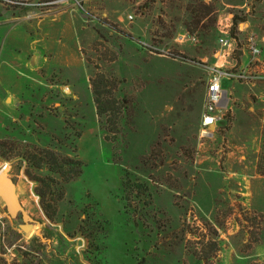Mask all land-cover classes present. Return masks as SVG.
Returning a JSON list of instances; mask_svg holds the SVG:
<instances>
[{"label": "rangeland", "instance_id": "obj_1", "mask_svg": "<svg viewBox=\"0 0 264 264\" xmlns=\"http://www.w3.org/2000/svg\"><path fill=\"white\" fill-rule=\"evenodd\" d=\"M57 1L63 0L7 4L12 14L33 7L27 8V21L20 22L25 16L20 12L13 24L0 28L32 30L36 20L57 17L42 24L55 41L50 45L60 46L54 76L46 75L45 91L29 85L13 136L6 133L5 118L0 119V142H12L14 149L9 161L0 158V171L5 165L12 169L33 215L56 241L54 248L67 264H264L263 51L248 69L252 78L232 85L234 113L227 122L212 135L203 134L201 125L213 70L241 73L240 66L250 61L251 36L261 48L264 30L248 35L246 25L264 28V1L224 0L236 6L227 9L221 0H212L217 24L213 16L203 24L215 26L214 40L203 39L195 29L187 12L190 0ZM229 14L232 24L235 15L246 22L231 32L241 45L224 58L219 40ZM193 36L197 43L189 40ZM219 58L224 65L214 67ZM98 98L119 110L115 135L108 132L110 113L98 116ZM46 151L59 160L79 161L83 174L74 178L77 166H69L56 175L28 160L34 155L38 161ZM213 154L206 172L248 174V204L239 195L244 186L237 183L231 185L233 197L215 193L200 208L192 202V188L184 193L191 203L164 191L173 189L177 178L200 172L201 161ZM135 184H145L148 191L130 193ZM38 194H46V203L54 206L52 220ZM0 264L66 261L49 256L46 247L35 249L0 208Z\"/></svg>", "mask_w": 264, "mask_h": 264}, {"label": "crops", "instance_id": "obj_2", "mask_svg": "<svg viewBox=\"0 0 264 264\" xmlns=\"http://www.w3.org/2000/svg\"><path fill=\"white\" fill-rule=\"evenodd\" d=\"M220 2L227 9L236 7L232 3L224 2V0H221ZM7 4L9 5L7 0H0V9L4 10L3 13L0 12V18L3 19L1 20L2 23H0V28L5 27L8 24H13L15 20H17V15L20 16V12L25 13L24 17H19L20 22L22 23L24 20H28L27 16L31 12L27 8L33 6L18 8V10H14V13L12 14V8ZM262 5H264V2ZM51 16H53V14L45 19L36 20V26L32 30H23L16 25L13 27H17L18 29L13 28L7 31L0 29V119L3 117L5 118L6 133L10 136H13L17 131L16 127L21 124L20 118L22 117L25 108L24 105L25 102L28 103L29 85H35L38 89L45 91L46 85L44 79L46 75L53 77L54 71L56 70L55 67L60 65V63L57 62L60 54V46L58 44V48H55V44L54 46H51V42L55 41H52L49 38V31L44 34L45 30L42 29V24L46 19H51L53 23L57 21V17L52 18ZM229 17H231V14H229ZM246 27L248 35H250L249 30L257 35L264 30L260 24L253 25L250 22L247 23ZM256 31L257 33H255ZM35 32L38 36L37 38H34ZM2 39H6L5 42L2 41ZM261 41L263 42V44L261 43V49L264 54V38H262ZM56 42L60 43L59 40ZM246 56L247 53L244 52L243 57ZM220 58H222V56H220ZM220 58L219 61L214 64V67H222L224 65L221 63L223 61ZM69 66L70 64L68 63L67 67ZM2 67L4 68L3 71H1ZM240 67L246 69L244 62ZM248 72L249 70L247 69L246 73ZM236 82L237 81H224V90H227L233 95L232 90L234 87L232 85L236 84ZM239 84H242V82H239ZM52 89L49 88V91L55 90L54 88ZM32 97L34 98L35 95ZM56 97L58 99L61 98L59 94ZM40 101H43L42 98ZM230 109L233 114L234 109L232 103ZM210 129L213 130L214 128L212 127ZM214 155L215 154L212 155L213 158L209 156L201 161L200 172L197 171L194 175L177 178L178 184L176 183V185L172 187L173 189L166 188L164 191L173 194L175 197L185 196L184 201L190 199L189 201L191 203V198L187 197L184 193L192 188L193 192L196 193L192 202L200 208L201 202L207 200L209 197H212L213 199L215 193H225V197H233L236 192H232L233 189H231V185L232 183H237L239 186H244L243 190L240 189V192L242 193H239V195L244 197L245 204H248V196H251V192H248V174L233 172L224 175L221 173L206 172L203 168L211 161H214ZM242 159L245 160L244 157ZM219 181H222L223 185L219 184ZM158 196L159 198L162 197V193H159ZM234 203L235 199L232 206H234ZM160 205L162 209L167 210L164 203Z\"/></svg>", "mask_w": 264, "mask_h": 264}, {"label": "trees", "instance_id": "obj_3", "mask_svg": "<svg viewBox=\"0 0 264 264\" xmlns=\"http://www.w3.org/2000/svg\"><path fill=\"white\" fill-rule=\"evenodd\" d=\"M9 5H15V6H21L29 3H33L36 0H7ZM190 5L187 8V12L189 13L190 19L192 20V23L197 30V28L200 29V33L203 39H209L214 40L217 34V29L215 26L213 28H208L203 24V22L208 19L209 17L213 16L214 18V24H217V15L218 12L215 7L211 4L212 0H210V4H205V0H190ZM240 22H246L245 18H240L238 16H234L233 18V28H232V35L235 34L236 30L238 29ZM186 28L190 34H194L193 30H190L186 23ZM95 87V86H94ZM98 91V92H97ZM96 94L101 95L99 92V87H95ZM124 101L123 103H125ZM96 103L98 105L97 111L98 116L102 118L103 116H107L108 113H110V116H107L106 122L108 125L111 126V129H109L110 134H116L118 133V120H119V110L110 109L109 107L103 106L102 101L98 98L96 99ZM79 137V135H78ZM107 141V140H106ZM13 143L12 142H0V158L9 161L11 159V156L7 155L8 152H13L14 149L12 148ZM77 148V146L75 147ZM10 154V153H9ZM42 156L38 161H36L37 157L34 155H29L28 160L34 163V166L38 169H42L44 166H48V168L51 169V171L56 175H63L64 169L69 166H77L76 170H73L72 173H74V178H80V176L83 174V168L80 169L79 166L82 165L79 161L75 162L72 160H59L57 156L53 153H50L49 151L44 152ZM27 159V158H24ZM40 182L41 180H36V182ZM136 190L139 194H144L146 191H148V188L145 184H135L132 187L129 188V192L133 193L132 191ZM39 198L41 199V207L46 215V217L49 220H52L54 217L55 212L52 211V206L49 202L46 203V194H38ZM130 197V196H129ZM129 200V199H127ZM34 248L37 250L43 249V244L40 242L39 239L33 241Z\"/></svg>", "mask_w": 264, "mask_h": 264}, {"label": "built area", "instance_id": "obj_4", "mask_svg": "<svg viewBox=\"0 0 264 264\" xmlns=\"http://www.w3.org/2000/svg\"><path fill=\"white\" fill-rule=\"evenodd\" d=\"M69 2L74 0H63L57 1L56 4H61L63 2ZM231 17L226 20L225 25H222L221 34L219 42L222 47V56L227 58L235 52L238 44V39L231 35V27H233L231 22ZM130 20H133V17H129ZM189 40L193 43H197L198 40L195 36L189 37ZM241 45V41L238 46ZM248 51L250 54V61L246 64V69L241 70L242 72L236 74V72H224L220 69L213 70V76L209 79L207 84V91L204 99L203 115H202V129L203 134L212 135L215 130H218L223 126L228 118L231 116V103L233 95L224 90V81H247L252 76H248L246 73L247 69L251 67L253 62L258 61L262 55V50L258 46L255 37L251 36L247 41ZM214 128L211 130L210 128Z\"/></svg>", "mask_w": 264, "mask_h": 264}, {"label": "water", "instance_id": "obj_5", "mask_svg": "<svg viewBox=\"0 0 264 264\" xmlns=\"http://www.w3.org/2000/svg\"><path fill=\"white\" fill-rule=\"evenodd\" d=\"M0 208L5 211V217L10 220L14 230L33 241L39 239L49 256L68 263L67 258L54 248L56 241L48 237L44 224L33 215L25 190L14 179L13 171L8 165L0 171Z\"/></svg>", "mask_w": 264, "mask_h": 264}]
</instances>
